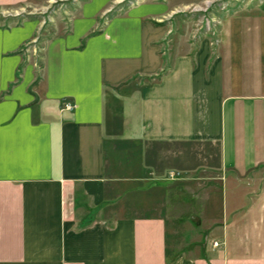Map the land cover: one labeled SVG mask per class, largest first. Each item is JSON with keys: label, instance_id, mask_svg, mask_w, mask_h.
<instances>
[{"label": "crops", "instance_id": "1", "mask_svg": "<svg viewBox=\"0 0 264 264\" xmlns=\"http://www.w3.org/2000/svg\"><path fill=\"white\" fill-rule=\"evenodd\" d=\"M109 1L55 37L40 19L0 24V264H264V13L169 51L152 23L168 7L106 19ZM190 146L216 179L193 240L168 232L163 200L134 212L128 197L155 162L186 172Z\"/></svg>", "mask_w": 264, "mask_h": 264}, {"label": "rangeland", "instance_id": "2", "mask_svg": "<svg viewBox=\"0 0 264 264\" xmlns=\"http://www.w3.org/2000/svg\"><path fill=\"white\" fill-rule=\"evenodd\" d=\"M89 1L34 0L32 2L34 6L29 3L22 9L11 10L5 14L0 13V24L10 28L20 26L31 19H40L45 27H52L48 34L55 37L68 31L71 19L78 13V9ZM145 4L168 7L170 11L168 16L164 19L155 18L152 23L156 27L168 26L163 44L169 51L168 46L179 39H184L186 43L190 42V46H193L202 35L215 38L220 19L227 14L242 10H258L264 13V0H112L107 4L102 16L108 18L124 15L127 10ZM169 59H171L170 56ZM197 148L193 146L188 148L187 157L192 159L186 161L189 167L186 172H178L177 169L172 170L173 168L170 167L172 172L165 174L166 171H163L162 176V172L158 171L160 166L155 162L154 172L151 174L148 172V175L138 178L137 185L133 186L139 192L128 195L132 197L133 203L140 205L138 208L135 206L134 212L145 211L146 202L154 200L161 203L163 200L164 212L169 220L168 232L176 231L179 236H185L184 239L191 236L192 240L194 233L200 232L204 235V216H208V202L211 196L209 185L211 182L214 184L216 182V179L209 177L208 173L193 170L194 167H203L198 164L194 166V154L202 155L203 152L201 148ZM206 152L209 153V149H206ZM188 154L191 155L188 156ZM220 180L223 179L220 178ZM161 187L166 188L168 192H158L157 188ZM147 190L150 191L147 193ZM214 243L218 246L222 245L220 242L208 240L207 237L203 239V244L206 246H212Z\"/></svg>", "mask_w": 264, "mask_h": 264}, {"label": "built area", "instance_id": "3", "mask_svg": "<svg viewBox=\"0 0 264 264\" xmlns=\"http://www.w3.org/2000/svg\"><path fill=\"white\" fill-rule=\"evenodd\" d=\"M64 109L70 111V110L72 109V107H71L70 105L67 104V105L64 106ZM220 246H221V245H220ZM220 246H218V244H216V243L212 244V247H213L214 249L219 248Z\"/></svg>", "mask_w": 264, "mask_h": 264}]
</instances>
